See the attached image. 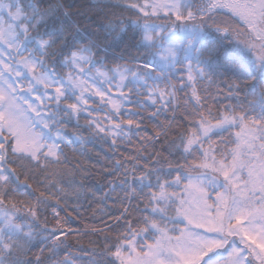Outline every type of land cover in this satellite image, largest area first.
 <instances>
[{"label": "snow or ice", "instance_id": "6c2138e0", "mask_svg": "<svg viewBox=\"0 0 264 264\" xmlns=\"http://www.w3.org/2000/svg\"><path fill=\"white\" fill-rule=\"evenodd\" d=\"M93 141L119 215L75 256ZM77 260L264 264V0H0V264Z\"/></svg>", "mask_w": 264, "mask_h": 264}, {"label": "trees", "instance_id": "16d2710c", "mask_svg": "<svg viewBox=\"0 0 264 264\" xmlns=\"http://www.w3.org/2000/svg\"><path fill=\"white\" fill-rule=\"evenodd\" d=\"M115 11L119 12L120 9H116ZM127 15V13H125ZM225 19L227 17H224ZM127 39V38H126ZM214 88L216 86H213ZM221 89L224 91H227L226 86L221 84L219 85ZM220 102L222 104L228 103L229 101L223 99V95L220 97ZM233 103L235 101H232ZM100 103L99 101H96L95 103L90 102L91 107H96L97 104ZM127 107L135 108V105H129ZM153 111V109H146L144 111V124L141 126L143 128L152 129L154 125V121L148 120L147 116L150 114V112ZM100 116H105L107 114V109H105L104 112L96 113ZM127 115H124V119H127ZM87 117L81 116L80 117V123H85V120ZM139 119V118H138ZM160 120H163L164 117H159ZM70 131L74 130V125L70 126ZM81 135L87 137L88 132L87 131H81ZM143 135V131L140 133ZM228 134H224V138H227ZM135 137H133V140L135 141ZM215 139V137H214ZM80 145H72L68 148H65V153L67 154L69 160L71 161V164L66 163L63 165V167L71 168L72 164L76 163H83L86 165L89 169L88 174L89 178L87 180H83V177L77 175L75 177V180L78 182H82L84 184V189L81 190V196L79 199H76L75 196L72 194V188L68 186V182L72 180L71 176H66L64 180L65 183L59 185L66 189V191L69 193V199L66 202V212H61V217H65L68 215L69 222L65 225V231L68 229H71L72 234L68 237L69 242L73 245L71 251L75 254V256H84L86 253L81 252L79 247L77 246L82 245L84 248H87L89 246V242L92 240H97L98 237L91 234H85L88 233L90 227H104L106 223L111 222V218L114 216L119 215V212L117 209L119 208V203L114 200V197L116 193H113V198L106 201V204L108 205L107 208H105L106 215H103L99 212L96 213L95 218L93 217V212L97 207H104V205L99 203L98 197L102 196L104 194L105 189L100 187L101 185H104L106 183L105 179L101 177L98 170L101 168H104L107 166L106 160H105V150H107L108 145L102 144L99 141H93L91 143H87L84 147L87 150V154L84 156H81L79 151H73V148H79ZM129 147L128 145H125L120 149L121 152L124 151V148ZM98 161H100L98 163ZM59 167V166H57ZM78 187L79 185H75ZM88 190H91L92 193L95 195H90L88 193ZM119 191V190H117ZM91 205V206H90ZM76 208L78 211H73V209ZM49 220H51V217L49 216ZM54 223V222H53ZM182 227L183 225H179ZM63 238V237H61ZM63 257V253H61V258ZM76 264H87V261H76Z\"/></svg>", "mask_w": 264, "mask_h": 264}]
</instances>
